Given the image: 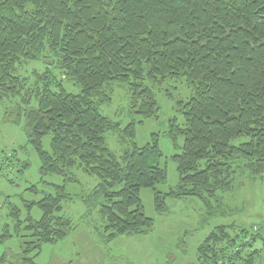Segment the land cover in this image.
I'll return each mask as SVG.
<instances>
[{
  "label": "trees",
  "instance_id": "16d2710c",
  "mask_svg": "<svg viewBox=\"0 0 264 264\" xmlns=\"http://www.w3.org/2000/svg\"><path fill=\"white\" fill-rule=\"evenodd\" d=\"M52 58L77 95L52 74L36 75L33 84L18 75L22 66ZM182 80L191 95L171 99L181 124L171 119L166 134L178 152L171 157L178 184L163 194L156 190L167 177L159 136L138 147L134 122L122 128L98 109L111 104L119 84L129 114L157 119L154 91ZM11 100L7 120L16 123L22 114L41 175L70 184L76 169L99 181L92 197L102 199L107 242L152 227L143 189L160 213L166 198H195L210 211L219 193L232 191L238 171L264 181V0H0V104ZM106 134L126 146L122 155L109 149ZM55 188L56 196L33 204L41 218L26 221L23 264L69 233L61 203L70 196L65 185ZM252 231L216 227L198 246L196 264H255L261 250L254 245L264 240ZM8 233L5 226L0 238Z\"/></svg>",
  "mask_w": 264,
  "mask_h": 264
},
{
  "label": "rangeland",
  "instance_id": "374dc122",
  "mask_svg": "<svg viewBox=\"0 0 264 264\" xmlns=\"http://www.w3.org/2000/svg\"><path fill=\"white\" fill-rule=\"evenodd\" d=\"M50 62L28 63L18 70V75L33 84L36 75L52 74L60 80L65 92L77 95V87L60 79L54 58ZM113 90L111 104L100 107L99 113L122 128L134 122V142L138 147L146 145L151 134L159 136L162 153L159 165L165 167L167 177L164 184L156 186V190L167 193L178 184L176 166L171 159L178 152L166 137L168 124L173 118L181 124L171 99L187 100L191 90L183 80L166 82L160 90L154 91L160 108L158 118L148 120L129 114L124 86L115 84ZM14 103L15 100H11L0 104V152L5 153L0 154V237L5 226L9 232L8 237L0 238V264H23L21 246L22 237L27 235L26 221L41 218V212L33 204L46 196H56L55 187L63 185L70 200L62 201L61 215L69 221V233L55 244L42 245L37 256L35 252L30 253L27 259L33 264H196L198 246L220 226H234L251 234L257 228L264 240V181L253 178L248 172L238 171L232 191L219 193L220 203L210 202V211L195 198H166V210L160 213L154 208L151 190H141L144 214L152 220V227L107 242L101 233L103 222L98 214L102 199L92 197L99 181L76 169L72 171L76 182L70 184H64L65 178L61 176L41 175L40 161L28 143L22 114L16 123L7 120L6 112L13 110L11 105ZM105 137L109 149L116 156L122 155L126 146L120 143L117 135L106 134ZM49 143L50 138L44 137L42 147L45 151H49ZM13 152L15 157L11 156ZM32 187L36 189L35 193L30 190ZM12 210L17 212L15 220L10 217ZM254 249L261 250L255 264H264V243L259 240Z\"/></svg>",
  "mask_w": 264,
  "mask_h": 264
}]
</instances>
